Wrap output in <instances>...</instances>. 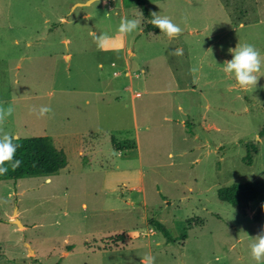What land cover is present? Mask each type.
<instances>
[{
  "label": "rangeland",
  "instance_id": "rangeland-1",
  "mask_svg": "<svg viewBox=\"0 0 264 264\" xmlns=\"http://www.w3.org/2000/svg\"><path fill=\"white\" fill-rule=\"evenodd\" d=\"M85 1L0 0L3 131L48 136L67 162L0 181V264H256L264 193L241 209L217 190L264 178V64L248 89L223 71L238 44L264 61V0H143L172 39L142 31L134 0ZM122 17L139 29L119 33Z\"/></svg>",
  "mask_w": 264,
  "mask_h": 264
},
{
  "label": "clouds",
  "instance_id": "clouds-1",
  "mask_svg": "<svg viewBox=\"0 0 264 264\" xmlns=\"http://www.w3.org/2000/svg\"><path fill=\"white\" fill-rule=\"evenodd\" d=\"M152 19L150 23L160 30L169 39L178 37L182 29L179 25L173 23V21L167 16H161L153 12L151 14ZM141 21L139 19H128L122 17L118 25V32L121 34H130L139 29ZM98 41L107 39L106 36H100ZM232 54V59L223 63V71L230 77H233L236 85L243 89L256 87L259 77L257 73L261 71L262 61L260 52L254 45L251 44H238L234 49L229 50ZM184 54L182 48H176L172 55L182 56ZM15 109L12 105L5 106L0 104V176L5 175L9 169L6 165H11L12 170L20 167L22 161L16 159V151L19 145L14 144L16 139L13 135L3 131V125L5 121L11 117ZM34 112L40 117L46 116L52 111L50 106H40L39 109H33ZM250 255L256 264H264V227L253 238L250 244ZM141 264H155V257L152 255H146L143 257Z\"/></svg>",
  "mask_w": 264,
  "mask_h": 264
},
{
  "label": "trees",
  "instance_id": "trees-1",
  "mask_svg": "<svg viewBox=\"0 0 264 264\" xmlns=\"http://www.w3.org/2000/svg\"><path fill=\"white\" fill-rule=\"evenodd\" d=\"M135 5L141 7L143 15L149 20L148 24L143 27V32H159L151 23V13L145 8L143 0H134ZM264 134V128L261 129ZM14 144L19 145L15 158L22 161L19 168L12 170L11 165H6L9 171L0 176V181L9 179H19L25 176L44 175L49 176L58 172L66 165V158L62 150L58 149L48 136L38 137H16ZM257 148L252 146L247 149L245 160L247 164L251 163V153H256ZM264 193V178L253 181L233 182L232 184L220 187L217 190L219 200L229 203L236 208L244 209L249 202L257 199ZM263 205L260 204L255 212V217L260 219L262 216ZM153 227L156 231L161 232L167 242H173L166 226L160 221L154 220ZM192 227V224H189ZM185 236L183 235V238ZM123 239L122 236H118Z\"/></svg>",
  "mask_w": 264,
  "mask_h": 264
},
{
  "label": "crops",
  "instance_id": "crops-1",
  "mask_svg": "<svg viewBox=\"0 0 264 264\" xmlns=\"http://www.w3.org/2000/svg\"><path fill=\"white\" fill-rule=\"evenodd\" d=\"M100 43H101V41H100ZM125 43V42H124ZM130 55H132L133 53L129 50V52H128ZM68 57V55H66V58ZM127 73H129L128 71H126L125 72V74H127ZM139 93L138 92H135L134 94H132V97H134V96H137ZM179 108H180V106H179ZM136 170H137V173H138V181H139V183H138V185H134V186H132L131 187V189H133V188H135V189H142L143 188V183H142V178H143V176H142V172H141V169L140 168H136ZM17 213H18V210H17ZM13 215V214H12ZM13 220H14V217H13Z\"/></svg>",
  "mask_w": 264,
  "mask_h": 264
},
{
  "label": "water",
  "instance_id": "water-1",
  "mask_svg": "<svg viewBox=\"0 0 264 264\" xmlns=\"http://www.w3.org/2000/svg\"><path fill=\"white\" fill-rule=\"evenodd\" d=\"M92 1H94V0H86L85 2L80 3V4L81 5H86V4H89ZM16 214H17V210L15 209L14 212H13V216H14V221L13 222L16 223L18 226L23 227V225L20 223L19 219L16 217Z\"/></svg>",
  "mask_w": 264,
  "mask_h": 264
}]
</instances>
